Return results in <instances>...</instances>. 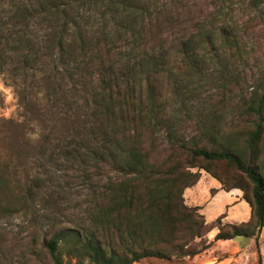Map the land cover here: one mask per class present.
<instances>
[{
	"label": "trees",
	"instance_id": "trees-1",
	"mask_svg": "<svg viewBox=\"0 0 264 264\" xmlns=\"http://www.w3.org/2000/svg\"><path fill=\"white\" fill-rule=\"evenodd\" d=\"M233 1L7 3L8 16L0 17V74L17 90L28 81L59 80L62 119H82L70 123L63 144L84 145L79 155L70 153L94 168L92 174L103 178L109 167L114 174L99 188L87 226L57 229L46 240L54 264H71L64 254L77 264L193 257L215 241L238 237L255 238L261 264L264 18L233 17ZM242 1L258 7L263 0ZM209 69L218 75L205 74ZM214 85L222 100L239 108V121L234 115L225 126L215 121L220 106L213 111L212 96L201 97ZM196 98L210 111L196 117L199 132L190 137L203 146L189 148L182 129L189 121L181 114ZM162 144L173 153L166 162L159 157ZM219 165H226L224 175ZM202 170L226 191L241 189L251 207L246 222L223 223L225 215L219 216L212 241L204 237L215 225L184 198Z\"/></svg>",
	"mask_w": 264,
	"mask_h": 264
},
{
	"label": "rangeland",
	"instance_id": "rangeland-1",
	"mask_svg": "<svg viewBox=\"0 0 264 264\" xmlns=\"http://www.w3.org/2000/svg\"><path fill=\"white\" fill-rule=\"evenodd\" d=\"M11 1L1 0L0 17L4 20L8 16L7 3ZM231 6L233 17L259 14L264 18V0L258 7L242 0H234ZM206 73L218 75L214 69ZM58 82L28 81L17 90L0 74V264H54L46 240L57 229L87 226L88 213L98 200L99 188L114 175L110 167L103 178L92 174L94 168H87L74 156L82 152L84 145L63 144L70 123L73 121L72 126H77L82 119L74 116L71 121L62 119L65 116L60 113L64 111L62 102L66 99ZM215 87L206 95L200 89L202 99L212 96L216 104L213 111L221 108L217 114L220 118L215 121L225 126L233 115L239 121V108L233 101L222 100V92ZM219 101L222 104L217 106ZM201 103L196 98L183 106L181 115L189 121L182 126L187 138L199 132L196 117L210 111ZM192 143L190 138L187 147L203 146ZM160 147V161H169L173 156L170 145ZM164 148L167 149L163 152ZM72 149H77L75 154L70 153ZM214 167L223 175L228 171L224 170L226 165ZM202 175L208 180L213 177L205 170ZM234 189L224 198L217 196L215 186L205 179L185 189V203L189 207L198 206L209 227L215 225L204 239L213 240L218 231L216 220L222 214L223 223H241L251 218V207L243 198V191ZM237 193H241L239 198L235 197ZM259 245L261 264H264V227ZM64 259L77 264L67 254ZM81 264H88V260ZM133 264H259V252L255 238L238 237L215 241L193 257H146Z\"/></svg>",
	"mask_w": 264,
	"mask_h": 264
},
{
	"label": "crops",
	"instance_id": "crops-1",
	"mask_svg": "<svg viewBox=\"0 0 264 264\" xmlns=\"http://www.w3.org/2000/svg\"><path fill=\"white\" fill-rule=\"evenodd\" d=\"M202 179H205V180L209 181V185H211V186H212V185L215 186L217 196H222V197L224 198V196H225L226 194H230V193H232V192H235V191H234L235 189H232V190H230V191H226V190H224V189L222 188L221 182H220L219 180H217L216 178H214V177H212V178H210V179L208 180L207 177H205L204 175H202L201 178H200V180H199L198 182H202ZM198 182H197V183H198ZM199 184H200V183H199ZM217 196H216V197H217ZM240 196H241V193H237V194H235V197H236V198H239ZM228 240H232V239H228Z\"/></svg>",
	"mask_w": 264,
	"mask_h": 264
}]
</instances>
